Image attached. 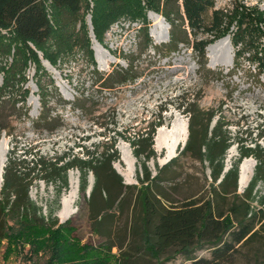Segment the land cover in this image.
<instances>
[{
    "label": "rangeland",
    "instance_id": "obj_1",
    "mask_svg": "<svg viewBox=\"0 0 264 264\" xmlns=\"http://www.w3.org/2000/svg\"><path fill=\"white\" fill-rule=\"evenodd\" d=\"M204 1L210 7L204 17L207 27L213 11L218 13L221 24L212 33L207 29L198 31L196 40L209 42L201 57L193 48L195 39L189 34L182 0H0V147L6 144L5 161L12 149L5 135L13 131L12 122L20 115L12 108L9 91L17 84L27 88L26 108L30 118L35 119L38 100L48 98L42 86L48 78L66 101H73L82 91L83 95L90 93L88 62L103 72L100 81L107 84L95 99L97 104L88 101L90 117L66 108L62 127L53 133L44 128L39 134H34L25 121L13 132L19 135L20 148L33 144L45 156L65 152L75 157L81 149L77 145L91 149L92 144L102 140L98 135L102 130L93 124L110 120L112 104H116L113 116L117 127L126 136L161 120L163 125L156 128V136L159 128L170 129L176 118L188 122L185 110L193 102L222 115L232 135L257 139L261 134L259 142L264 146V90L260 85L264 82V0ZM256 23L259 30H255ZM32 30L35 33L30 38ZM174 41H178L176 51L168 53L162 48ZM118 66H132L139 75L137 81L126 86L127 78L123 80L125 77L115 71ZM203 68L215 74L205 73ZM2 83L7 85L6 89L1 88ZM13 94L20 97L15 90ZM44 112L38 125L52 128V112ZM246 128L248 134L241 135ZM155 136L153 148L157 157L154 154L147 159L134 156L133 147L138 144L132 146L128 140L115 143L119 153L112 166L119 171L126 169L119 151L122 143L128 146L133 158V181L126 183L122 177L121 182L140 186L136 177H143L145 166L155 176L156 169L170 162L166 161V152L156 148ZM20 154L18 151L13 157ZM236 156L229 149L226 164L231 166ZM47 170L46 180L36 178L25 186L20 179L5 182L4 167L0 200L28 199L42 209V215L49 217L52 212V218H57L59 224L69 223L71 230L64 235V243L56 253L48 247L37 250L36 245L21 241H0V264H48L51 257L58 258L60 264H118L117 257L119 264L188 263L183 255L175 253L177 244L156 256L151 254L150 242H154L153 233L159 228L161 206H153L158 210L154 214L153 209L148 212L146 204L149 199L157 204V199L165 207H176L189 200L212 198L206 167L180 157L162 172L151 189L117 190L114 184L108 189L110 203L95 210L90 209L89 202L91 170H79L74 165L55 172ZM71 181L77 186L75 213L62 220L61 198L70 192ZM257 189L259 196L252 203V212L257 214L252 222L255 230L264 221V179ZM245 190L237 189V193ZM103 197L106 198L104 192ZM230 203L229 198L221 200L219 207L226 210ZM223 220L232 224L242 221L237 215ZM203 223L207 221L204 219ZM225 239L235 248L239 246L231 236ZM212 252L206 246L195 254L200 259H211ZM225 264H264V247L258 242L248 244L228 257Z\"/></svg>",
    "mask_w": 264,
    "mask_h": 264
},
{
    "label": "trees",
    "instance_id": "obj_2",
    "mask_svg": "<svg viewBox=\"0 0 264 264\" xmlns=\"http://www.w3.org/2000/svg\"><path fill=\"white\" fill-rule=\"evenodd\" d=\"M182 5L187 26L190 30L189 34L195 39L193 48L201 57H204L209 42L204 40L197 41V33L205 29L212 33V31L218 29L221 24L218 13L216 11L212 12L211 22L208 24L210 26L207 27L204 17L210 7L207 6L204 0H182ZM255 28V30H259L257 23ZM34 33L35 30H32L29 37L32 38ZM176 47H178V41L162 46V48L167 49L168 53L176 51ZM88 64L91 66L87 80L91 90L90 93L83 95L82 91L80 96L74 97L73 101H66L60 96L54 82L48 78V81L43 83L44 85L42 84L43 93H46L48 98H44L43 101L38 100L39 109L35 119L30 118L29 111L26 108L27 98H25V95L27 88L22 86V84L16 85L14 90L18 92L19 98L15 97L14 94L12 95L14 90L9 91L13 100L12 108L14 112L20 113V115L15 120L13 119V131L5 135L12 144V149L8 152L9 158L5 164V182L7 179L15 178L24 180L26 186L27 183L36 178L41 177L46 180L48 168L55 172L58 169L74 165L79 170H91L93 187L89 202L90 209L95 210L96 208H105L110 203L107 198L108 189L111 186L113 187L114 184L118 186L117 190H122V188L125 190L136 188L138 190L151 189L168 166L177 162L180 157L191 158L199 163L200 166H204L209 170L210 190L213 196L203 200H189L187 203L176 207H165L157 199H155L157 204H153L149 199L146 204L148 212H152L151 210L154 207L157 209V206H161L159 209V228L157 232L153 233L154 242H150L152 246H148L151 248V254L156 256L177 244L178 248L175 253L183 255L185 261L188 262L187 264H225L228 257L230 258L232 254L234 255L239 248L247 247L248 244L258 242L263 248L264 221H262L260 228L257 230H255V226L252 223L257 215L252 212L254 209L252 203L259 196L258 183L264 179V146L259 142L262 135L259 134L257 139H248L247 137L243 139L238 135H232L229 130L230 125L222 115H218L216 111L214 112L211 109L199 107L196 102L188 104L189 107H186L185 110L189 122V138L184 148L181 151L177 150L179 152L177 157L172 158L169 163L156 169L155 176H152L151 170L145 166L142 172L143 177H136L140 186H128L121 182L122 177L113 168L114 165H111V162L119 153L115 143L118 140L126 143V140H128L132 143V146L138 144V146L133 147L135 157L145 156L147 159L154 154L157 157L153 148L154 134L156 128L163 125V123L161 120L156 121V123L152 122L146 128L133 131L126 136L124 132L118 129L113 116L116 104H112L109 107L113 112L109 121L95 122L93 124L102 130L98 134L102 140L98 144H92L93 148L91 149L84 144L77 145V148L80 147L81 149L75 154V157L65 152L62 154L54 153L52 157L45 156L33 144H27L20 148L19 135L15 136L13 132L16 129L18 130L19 125L21 123L24 124L25 121L29 122V127L32 128L34 134L43 133L44 128L49 133H53L57 128L62 127L65 121L63 112L66 108L79 112L81 115L89 116L86 109L88 101L97 104L98 101L95 99L107 87V84L106 81H100V76L103 72L93 63L88 62ZM115 71L125 77L123 80L127 78L128 81L126 82L125 80L126 86L133 85L139 78L132 66L125 68L118 66L115 67ZM203 71L210 75L215 74L214 71L207 68H203ZM260 85L264 90V82ZM6 87L7 85L2 83L1 88L6 89ZM46 109L47 112H52L53 117H51V120L55 121L52 128L38 125L39 119ZM23 119L24 121H22ZM214 121H216L215 125L211 127ZM240 134H248V128L244 132H240ZM249 135L252 136L251 134ZM252 143L254 146L250 147L249 144ZM232 146H235L237 156L231 161L230 169L224 172L227 167L226 155ZM18 151H21V154L13 157L14 153ZM80 155L84 158H81ZM246 158H251L255 161L256 166L254 169L256 168V172L251 177L246 190L242 194H238L239 168L241 162ZM57 162H60L61 165L58 166ZM83 174H85V171ZM63 185L64 188H67L66 176H63ZM103 192L106 193V198L103 197ZM228 198L231 203L225 208L226 210L220 208L219 201L227 200ZM155 209H153L155 211L154 214H157L158 210ZM41 211V208L28 199L23 202L0 200V241H21L36 245L38 247L37 250L43 251L48 247L52 252L56 253L57 247L64 243L62 242L65 238L64 235L71 230L69 223L59 224L57 218H52V212H50L49 217H46L42 215ZM251 212L253 215L250 216ZM233 215H237L242 221L235 224L229 221H222V218ZM204 219L207 223L202 224ZM229 236L233 238L236 245L239 244L237 248L234 245H230L225 239ZM145 242L147 243L146 240ZM206 246L213 249L212 258H198L195 253L203 250ZM115 261L119 264L118 257ZM47 263L60 264L58 258L53 257Z\"/></svg>",
    "mask_w": 264,
    "mask_h": 264
},
{
    "label": "bare ground",
    "instance_id": "obj_3",
    "mask_svg": "<svg viewBox=\"0 0 264 264\" xmlns=\"http://www.w3.org/2000/svg\"><path fill=\"white\" fill-rule=\"evenodd\" d=\"M158 18L156 16H152V18ZM214 121L212 123L213 127L215 125ZM188 122L181 121L179 118H176L173 121V125L170 129H166L164 127H161L158 129L157 134L155 136V146L158 149H163L166 152V161L169 162L174 158L176 155V151L180 147L179 151H181L188 139ZM231 150H233V153H237L235 150V146L230 147ZM120 154H122V160L125 164L126 169L119 171V169L116 166H113V168L116 169L117 173L123 177L126 181V183L132 182L134 178L133 174V168H131V164L133 161V158L131 156V153H129V148L126 144H120L119 146ZM6 151V144L3 143L0 147V184L2 180L3 175V168L5 167L6 159L4 157ZM227 165V164H226ZM256 166L255 161L251 158L244 159L239 168V175H238V190H243L246 188L247 184L251 181V177L253 174L254 167ZM230 169V166L227 165L224 172H227ZM222 178V176H221ZM73 180V179H72ZM90 180V191L93 187V177L91 176ZM71 188L70 192L67 196L61 198L62 200V208L59 212L60 218L62 220H67L71 218V216L75 213V207L73 206L75 203V198L77 194V186L74 181H71Z\"/></svg>",
    "mask_w": 264,
    "mask_h": 264
}]
</instances>
